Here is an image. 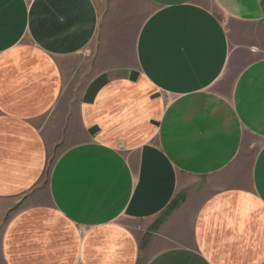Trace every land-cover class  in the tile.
I'll return each instance as SVG.
<instances>
[{
  "label": "crops",
  "instance_id": "0c3cea01",
  "mask_svg": "<svg viewBox=\"0 0 264 264\" xmlns=\"http://www.w3.org/2000/svg\"><path fill=\"white\" fill-rule=\"evenodd\" d=\"M0 264H264V0H0Z\"/></svg>",
  "mask_w": 264,
  "mask_h": 264
}]
</instances>
